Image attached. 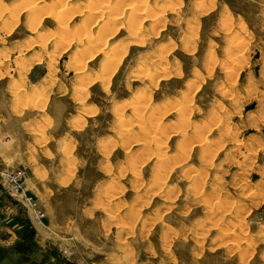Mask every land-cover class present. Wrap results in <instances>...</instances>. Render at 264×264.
Segmentation results:
<instances>
[{
	"label": "rangeland",
	"instance_id": "1",
	"mask_svg": "<svg viewBox=\"0 0 264 264\" xmlns=\"http://www.w3.org/2000/svg\"><path fill=\"white\" fill-rule=\"evenodd\" d=\"M14 147L55 264H264V0H0Z\"/></svg>",
	"mask_w": 264,
	"mask_h": 264
},
{
	"label": "crops",
	"instance_id": "2",
	"mask_svg": "<svg viewBox=\"0 0 264 264\" xmlns=\"http://www.w3.org/2000/svg\"><path fill=\"white\" fill-rule=\"evenodd\" d=\"M20 155L18 156L14 147L0 152V161L16 162L31 159L29 154ZM45 214L44 218L37 219L34 212L22 210L11 200L5 199L4 195L0 193V250H3L2 245H6L14 252L22 255L31 252L35 247L41 252L38 255L45 259L44 264H55V255L47 254L46 251L50 245H65L63 240L66 237L64 235L66 228H58L48 212ZM68 240H71V237Z\"/></svg>",
	"mask_w": 264,
	"mask_h": 264
},
{
	"label": "built area",
	"instance_id": "3",
	"mask_svg": "<svg viewBox=\"0 0 264 264\" xmlns=\"http://www.w3.org/2000/svg\"><path fill=\"white\" fill-rule=\"evenodd\" d=\"M4 179L7 184L6 191L8 195L14 199L20 200L25 204L36 207V203L32 196L26 192V177L23 169L10 170L4 173ZM41 214V211H38ZM67 252L65 251V254ZM72 252L68 253V256L72 255ZM79 264H96L91 261H80Z\"/></svg>",
	"mask_w": 264,
	"mask_h": 264
},
{
	"label": "bare ground",
	"instance_id": "4",
	"mask_svg": "<svg viewBox=\"0 0 264 264\" xmlns=\"http://www.w3.org/2000/svg\"><path fill=\"white\" fill-rule=\"evenodd\" d=\"M61 6H62V4H61Z\"/></svg>",
	"mask_w": 264,
	"mask_h": 264
}]
</instances>
